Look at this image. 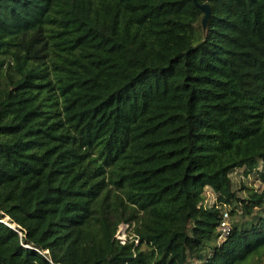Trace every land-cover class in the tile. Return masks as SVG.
I'll return each instance as SVG.
<instances>
[{
    "label": "trees",
    "instance_id": "1",
    "mask_svg": "<svg viewBox=\"0 0 264 264\" xmlns=\"http://www.w3.org/2000/svg\"><path fill=\"white\" fill-rule=\"evenodd\" d=\"M261 164L264 0H0V264H249Z\"/></svg>",
    "mask_w": 264,
    "mask_h": 264
},
{
    "label": "rangeland",
    "instance_id": "2",
    "mask_svg": "<svg viewBox=\"0 0 264 264\" xmlns=\"http://www.w3.org/2000/svg\"><path fill=\"white\" fill-rule=\"evenodd\" d=\"M258 170L260 173L264 174V165L261 164ZM243 172V169H238L231 174V180L236 196L240 199H245L248 196V191H252L257 194L262 193L264 191V180L257 173H251L245 176L243 175ZM202 204L207 208L213 205H219L216 195L210 189L205 190ZM224 209H226V212L228 211V207H225ZM244 220L246 219L242 218L240 210L236 211V215L228 217L230 226L236 223L244 222ZM6 221L7 219H4V222ZM12 227L14 228L15 226ZM128 236L129 228L126 225H120L116 232L115 238L121 242H124L127 240ZM249 264H264V255L261 259L257 257L252 259Z\"/></svg>",
    "mask_w": 264,
    "mask_h": 264
},
{
    "label": "built area",
    "instance_id": "3",
    "mask_svg": "<svg viewBox=\"0 0 264 264\" xmlns=\"http://www.w3.org/2000/svg\"><path fill=\"white\" fill-rule=\"evenodd\" d=\"M228 217L229 216H228L227 212H224L223 217H222V221H221L219 229H218L219 234H220L219 241L225 240L228 237V235L230 234L231 228H230V224L228 222Z\"/></svg>",
    "mask_w": 264,
    "mask_h": 264
},
{
    "label": "water",
    "instance_id": "4",
    "mask_svg": "<svg viewBox=\"0 0 264 264\" xmlns=\"http://www.w3.org/2000/svg\"><path fill=\"white\" fill-rule=\"evenodd\" d=\"M203 1H204V0H203ZM198 8H199V10L202 11L203 14H204V17H203V19H202V25H203V27H204V26L206 25V22H207L209 16H210V10H209V7H208L207 4L198 5ZM11 227H12V226H11ZM12 229H13V227H12Z\"/></svg>",
    "mask_w": 264,
    "mask_h": 264
}]
</instances>
